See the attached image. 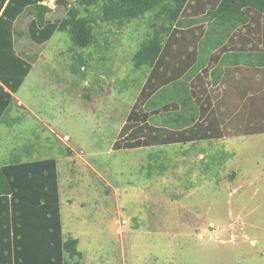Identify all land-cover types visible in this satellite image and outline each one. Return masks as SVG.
Listing matches in <instances>:
<instances>
[{"label":"rangeland","instance_id":"rangeland-1","mask_svg":"<svg viewBox=\"0 0 264 264\" xmlns=\"http://www.w3.org/2000/svg\"><path fill=\"white\" fill-rule=\"evenodd\" d=\"M196 1L174 32L179 46L198 34L200 53L199 41L217 24L205 14L215 5L202 0L194 8ZM44 3L51 21L67 16L68 6ZM99 8L80 10L94 14L96 40L86 48L66 31L35 43L28 32L34 13L18 19L16 48L32 69L0 121V166L57 159L63 234L79 240L82 264H264V67H238L237 91L229 88L236 101L205 87L215 78L208 69L227 51H264V15L251 14L222 45L201 54L184 80L188 86L201 69L204 83L190 88L206 89L199 120L216 119L222 137L115 149L151 71L136 68L134 55L165 21L148 12L119 24L103 20ZM188 46L184 55L195 49ZM211 52L218 61L205 62ZM155 97L156 106L172 95ZM159 116L150 124L164 125Z\"/></svg>","mask_w":264,"mask_h":264},{"label":"trees","instance_id":"trees-1","mask_svg":"<svg viewBox=\"0 0 264 264\" xmlns=\"http://www.w3.org/2000/svg\"><path fill=\"white\" fill-rule=\"evenodd\" d=\"M45 1L48 0H0V121L16 101L14 95L32 69V63L16 48V35L20 33L16 30L18 19L26 12L34 13L28 32L35 43H45L56 31H66L76 46L86 48L96 40L94 14L83 17L80 10L98 5L102 19L109 22L124 24L148 12L165 21L155 34L142 42L134 55L136 68L149 65L151 71L139 94V102L129 113L121 137L114 144L115 149L187 143L223 136L216 119L207 124L199 120L205 109L197 93L206 92V89L190 90L184 80L205 51L222 45L238 27L248 24L251 14L264 15V0H204L215 5L205 14L209 13L216 20L217 27L211 28L214 34L199 41V54L195 46L198 34L193 35L186 46L177 43L175 48L171 46L177 41L174 31L186 22L182 13L194 0H57L68 6L67 16L61 21L48 18L51 8ZM204 1L199 0L202 4ZM199 2H194L193 7H202ZM188 44L194 45L195 49L192 47L191 55H184L190 48ZM213 54L211 52L205 62L218 61ZM223 56L219 70L230 63H236L238 67L242 64L264 67L263 50L235 48ZM168 64L174 69L166 71ZM237 86L238 81L230 84L232 89ZM163 90L172 97L155 106V96ZM225 92V99L237 100L229 88ZM206 99L205 108L211 104L210 96L206 95ZM155 116L164 117L165 124L151 125L149 119ZM78 243L77 238L63 234L57 159L0 166V264H82L83 254Z\"/></svg>","mask_w":264,"mask_h":264},{"label":"crops","instance_id":"crops-1","mask_svg":"<svg viewBox=\"0 0 264 264\" xmlns=\"http://www.w3.org/2000/svg\"><path fill=\"white\" fill-rule=\"evenodd\" d=\"M175 40H177V39H175ZM175 46H176V44L172 45L173 48H175ZM192 49L193 48H191L189 50L190 52L188 53V55H191V50ZM193 58H194V55H193ZM220 61H219V63H220ZM219 63L215 64V66H213L212 68L208 69L207 72L210 73V76L212 77V74H213L215 78H209V79H207L205 81V87H208V88H211V87L212 88H217V90H219V91L222 92L221 93V97H224L225 98V94H226L225 91H226V89L227 88H230V84L236 83V81H238V70H237L238 65L236 63H230L228 65L227 64H224L222 66V69L219 70V68H218ZM173 69H174V66L173 65L171 66V64H168V67L166 68V71H171ZM228 69L229 70L230 69L233 70L232 72L234 74V78H231V76L229 78V76L227 75V72H226V70H228ZM200 72H202L201 69H199L194 76L189 77V79H188L189 85L188 86H190V88H192L193 86H198V85H199V88H200L202 82L204 83L203 79L201 78ZM196 79H197V82L195 81ZM228 80H229V82H228ZM211 81H212V83H211ZM194 91L197 92V90H194ZM197 96H198V98H200V96L198 95V93H197ZM193 98L196 99L195 97H193Z\"/></svg>","mask_w":264,"mask_h":264}]
</instances>
